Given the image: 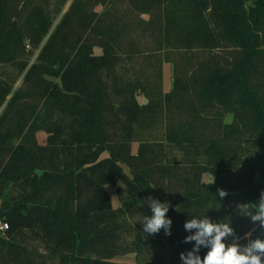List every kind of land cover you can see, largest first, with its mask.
Instances as JSON below:
<instances>
[{"label": "trees", "instance_id": "obj_1", "mask_svg": "<svg viewBox=\"0 0 264 264\" xmlns=\"http://www.w3.org/2000/svg\"><path fill=\"white\" fill-rule=\"evenodd\" d=\"M118 2L73 0L29 66L27 47L37 46L52 26L51 0H0V67L26 71L0 118V222L7 224L0 231V264H133L114 261L133 252L122 242L127 233L140 246L164 241L171 264H183L180 253L194 244L184 243L192 234L184 223L205 213L214 222L230 219L241 238L253 229V238H264L258 223L236 211L264 190V106L247 88L253 79L264 98V0L233 15L244 0H124L137 16L135 25L124 21ZM138 34L150 35L155 46L144 57L153 77L134 68L142 56ZM96 46L104 53L96 55ZM156 54H162L159 63H153ZM242 56L238 72L220 77L209 95L211 69L235 68ZM164 62L173 66L169 93L163 92ZM14 83L0 75V109ZM140 94L147 99L143 108ZM41 130L44 145L36 139ZM155 132L162 140L153 138ZM94 144L97 155L81 157L80 150ZM163 144L178 150L180 163L169 160L166 150L143 180L125 173L123 165L138 168L149 148L161 152ZM201 159L215 177L211 185L201 183ZM184 183L190 186L186 194H175ZM109 185L119 209L112 208ZM149 188L174 199L167 213L170 236L163 229L143 232L140 222L151 215ZM217 189L228 196L221 199ZM206 252L201 248V258Z\"/></svg>", "mask_w": 264, "mask_h": 264}, {"label": "rangeland", "instance_id": "obj_2", "mask_svg": "<svg viewBox=\"0 0 264 264\" xmlns=\"http://www.w3.org/2000/svg\"><path fill=\"white\" fill-rule=\"evenodd\" d=\"M72 1L73 0H68L66 5L63 6L60 3V0H51L50 9L48 10L49 11L48 13L50 14V16L53 20L52 26H51L47 36L44 37L42 40H40L37 43V46L33 47L32 45H30L27 47V50H29L31 52V54L27 60L29 63V66L36 61V58L38 56V53L40 52V49L45 44L48 36L52 33V31L54 30L56 25L60 22L62 16L67 11V9L69 8ZM251 1L252 0H244L243 9L234 10V12H232V15L235 13L244 14V11H246V9L250 5ZM116 9L120 12V14L122 16H124L123 19L125 22L131 21L132 25H135V23L137 21V16L135 13H132V11L127 7L124 0H121V2H118L116 4ZM97 10L101 11L102 8H98ZM143 18H146V17L144 16ZM135 41H137V43H138L139 49L142 52V56L134 62V68L136 69L137 72L142 71L146 74V76L153 77L156 74L155 69H152L150 67V64L146 63L144 60L146 53L147 52H149V53L153 52V50L155 49V46L152 42V38H150V35H148V34H146L144 36H142V34H138V36L135 38ZM259 49L264 52V41H263V39L260 41ZM84 50L87 53L89 52V48H87V47H85ZM94 53L96 55L103 54L104 49L100 46H96L94 48ZM160 60H162V54L154 55L153 63H159ZM243 62H244V56H242L240 58L239 65L235 68H230L227 66H219L217 68L211 69V80H210V87L208 89V94L211 95V94L215 93V87H216L217 81L220 77L227 75V74H233V73L238 72V69ZM257 62H258L257 60H253L249 63L251 72H254L255 65ZM25 73H26V71L23 73H20L18 70H16L15 68H13L11 66L0 67V75L6 81L15 82L13 87H12L13 90H12L11 95L6 99L5 103L3 104V106L0 109V118L4 114L6 106L8 105V102L11 100L12 95L21 87L23 80H24ZM162 85H163V92L164 93L171 92V90L173 88V66L170 62H164L163 63V66H162ZM247 88L252 93V97L254 99H256V101H258L260 103V105L264 106V98L262 97V93L259 92V90L257 89V85L255 84L253 79L249 78ZM237 92H239L240 94H243L242 88H238ZM136 98H137V103L140 106V108H143L147 104V99L144 95H142V94L137 95ZM232 119L233 118L231 115L227 116L228 122L232 121ZM254 123L255 122H253V124ZM153 138H157L158 140H162V135L159 132H155L153 134ZM36 139L40 145L46 144V141H47L46 132L44 130L37 132ZM138 148H139V144L133 143L132 153L137 154ZM96 149H97V146L95 144L93 146H85L84 148H82L80 150V155H81V157H85V155L89 154L90 156L93 157V156L97 155V153H98V150H96ZM162 149H163V151H162ZM162 149H161V152H159V151L157 152L156 149L149 148L148 152L146 154H144V162L138 168H131V167H126V165H123L125 173L129 174V171H131L133 174L137 175L140 179L143 180V178L147 175L150 166L159 167V163L161 162L160 159L162 158V155L164 154V152L166 150L168 153V159L171 160L172 162H173V160H175V165L180 163V161L182 160V156L178 152V150L171 149L170 147H167L164 144L162 145ZM107 155H108V153L104 152L100 155V157L104 158ZM117 159H118V161L125 164L124 160H122L120 157H117ZM201 165H202L201 166L202 170L204 171V174H202V176H201V183L207 184V183L211 182L212 176L206 172V170H207L206 169V163L203 159H201ZM12 176L15 177V176H17V174H13ZM53 180L56 181V177H53ZM256 182L257 183L260 182V176L259 175H257V177H256ZM181 185L182 186L180 187V189L175 191V194L180 195V196H184L186 194L185 190L190 189V186L186 185V183L181 184ZM117 186L123 188V185L120 182H117ZM9 190H11V188H9ZM106 190H107V193L109 195L113 210L121 208V202L116 195L115 188L112 185H109L106 187ZM203 192H204V197H206L208 195V191H203ZM9 195L17 196V192L11 193V191H10ZM148 197L158 199L160 202H167L168 204H172L174 202L173 198L169 197L168 199H163V198L156 196V194H154L150 191V188L148 189ZM258 199H257V201H258ZM208 204L209 203H207L206 205H208ZM215 204H216L215 205L216 207L214 208V210L215 209L217 210L219 208V205L217 203H215ZM218 217L219 216L217 215L216 220H218ZM124 220H125L127 225H130L129 220L126 219V217L124 218ZM123 240H124V241H122L123 245H126V246L128 245V247L133 252L131 254H128V255H122V256L115 257L114 258L115 262H120V263L126 262V263H133V264L134 263H136V264H171L172 263L170 250L168 249V247L164 241H155L154 245H152L151 247L148 245V243L143 242V244L140 246V244L137 241L138 238L136 236L132 235V233H130V234L127 233L123 237ZM31 245H33L34 247H37V248L40 247V245L37 243H33Z\"/></svg>", "mask_w": 264, "mask_h": 264}, {"label": "clouds", "instance_id": "obj_3", "mask_svg": "<svg viewBox=\"0 0 264 264\" xmlns=\"http://www.w3.org/2000/svg\"><path fill=\"white\" fill-rule=\"evenodd\" d=\"M215 182L212 173L211 184ZM218 196L223 199L228 196L224 189H217ZM147 204L150 206L151 215H146L140 222L143 232L148 235L158 234L162 229L166 236L171 235L172 220L167 217L169 204L149 197ZM236 211L238 215L246 217L251 223L264 229V190L261 191L257 202L239 203ZM184 223V229L192 233L185 237L184 243H192L191 251L180 253L183 264H264V238H253V231L246 232L244 237L238 236L227 222L211 220L206 213L202 216H190ZM193 230H195L193 232ZM247 241L241 244L240 240ZM201 248L207 249L201 258Z\"/></svg>", "mask_w": 264, "mask_h": 264}, {"label": "built area", "instance_id": "obj_4", "mask_svg": "<svg viewBox=\"0 0 264 264\" xmlns=\"http://www.w3.org/2000/svg\"><path fill=\"white\" fill-rule=\"evenodd\" d=\"M7 229V224L4 222H0V231H6Z\"/></svg>", "mask_w": 264, "mask_h": 264}, {"label": "water", "instance_id": "obj_5", "mask_svg": "<svg viewBox=\"0 0 264 264\" xmlns=\"http://www.w3.org/2000/svg\"><path fill=\"white\" fill-rule=\"evenodd\" d=\"M36 174L39 175V176H41V175L43 174V172H41V171H36Z\"/></svg>", "mask_w": 264, "mask_h": 264}, {"label": "crops", "instance_id": "obj_6", "mask_svg": "<svg viewBox=\"0 0 264 264\" xmlns=\"http://www.w3.org/2000/svg\"><path fill=\"white\" fill-rule=\"evenodd\" d=\"M136 143V142H135Z\"/></svg>", "mask_w": 264, "mask_h": 264}]
</instances>
